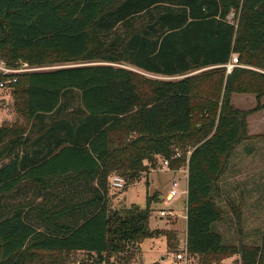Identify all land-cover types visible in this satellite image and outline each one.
I'll return each mask as SVG.
<instances>
[{"label": "trees", "instance_id": "trees-1", "mask_svg": "<svg viewBox=\"0 0 264 264\" xmlns=\"http://www.w3.org/2000/svg\"><path fill=\"white\" fill-rule=\"evenodd\" d=\"M233 54L264 70V0H0V61L63 65L20 74L11 88L25 125L0 126V264L72 253L130 264L146 240L174 238L151 229V196L145 209H114L109 178L148 175L187 142L189 252L264 264V229L259 246L238 251L213 230L223 220L218 181L248 132L230 96H263V74H227ZM120 65L169 80L145 92ZM198 115L207 127H193Z\"/></svg>", "mask_w": 264, "mask_h": 264}, {"label": "rangeland", "instance_id": "rangeland-1", "mask_svg": "<svg viewBox=\"0 0 264 264\" xmlns=\"http://www.w3.org/2000/svg\"><path fill=\"white\" fill-rule=\"evenodd\" d=\"M233 18L234 14L230 15L229 19L232 20ZM55 59V57L50 58L46 64L34 66L33 69L39 67L50 70L63 67ZM120 66L132 72L138 89L145 92L150 87L148 82L155 83L169 80L166 77L151 75L128 65ZM242 68L254 72L258 70L257 73L264 75L262 69L259 70L246 65H242ZM203 71H196L194 75ZM257 82L261 84L263 91V96L259 101L256 93L253 92L254 90L235 93L230 96L231 105L235 109L248 113V132L246 139L229 156L227 169L218 181L219 190L213 196L214 201L223 213V220L215 224L213 230L222 236L225 246L233 247L237 251L243 246H259L264 229V117L261 116L258 121L261 127H250L249 125L251 117L256 119L257 115L264 113V80L259 78ZM10 92V90H4L0 93H2V97H6L10 95ZM235 98H239L241 103L236 104ZM0 119L2 120L1 125L4 126L25 125L24 118L18 114L14 107V101L0 100ZM206 125L205 120L198 115L193 127H207ZM124 138L126 136L121 133H115L112 135V143L114 145L122 143ZM193 145V142H187L183 146H177L175 152H181L186 159L188 153L192 151ZM162 162L163 159H157V168L151 171L153 173L150 176L149 184L146 177L147 173L141 174L137 180L133 181L122 174H113L121 175L126 181V186L121 191L109 187L110 203L114 209L130 208L133 205L145 209L147 197L150 195L151 197H149L153 200L150 207L151 229L175 233V237L172 239L164 236L146 240L145 250L143 251L141 248V255H138L130 264H162L161 257H166V260L163 261L164 264H172L173 254L183 250L187 245L186 227L182 218L187 209V195H183L188 185L187 180H185L187 179V161L181 162V166L175 171L177 176L168 173H174V169L167 171L161 168ZM177 177L182 179L180 195L169 205L164 201V196L172 180ZM169 207L176 210L177 217L170 220L160 219L158 216L159 210ZM48 256H45L44 259L47 260ZM50 259H56L57 264H88L87 257L82 253L52 254ZM199 260L201 264H241L238 254L199 257ZM111 263H115L114 257Z\"/></svg>", "mask_w": 264, "mask_h": 264}, {"label": "built area", "instance_id": "built-area-1", "mask_svg": "<svg viewBox=\"0 0 264 264\" xmlns=\"http://www.w3.org/2000/svg\"><path fill=\"white\" fill-rule=\"evenodd\" d=\"M25 65V64H24ZM22 65L18 68H10L8 67L3 61H0V92L4 90H10L17 83V76L23 73L33 72L37 70H45L43 68H29L28 66L25 67ZM226 68L227 74H230L233 69L236 67H242V65L239 63V59L237 55L233 54L231 57L230 62L224 66ZM11 94V93H10ZM190 153H188L186 159L183 157L181 152L176 151L175 154L171 157V159H163L162 167L163 169L170 171V164L172 160H179V159H185L187 161L190 157ZM177 170H174V172ZM187 175H188V166L186 169ZM178 173V172H177ZM181 177H177L172 180L170 183V187L164 196V201L171 205L174 200L180 195V186H181ZM109 185L112 189L115 190H123L126 186L125 179L120 175H112L109 178ZM177 212L174 208H163L159 210L158 216L160 219H175L177 217ZM198 255L191 254L188 250L187 245L185 248L181 251H178L173 254L172 264H201L199 260Z\"/></svg>", "mask_w": 264, "mask_h": 264}, {"label": "crops", "instance_id": "crops-1", "mask_svg": "<svg viewBox=\"0 0 264 264\" xmlns=\"http://www.w3.org/2000/svg\"><path fill=\"white\" fill-rule=\"evenodd\" d=\"M256 70V69H255ZM258 71V70H257ZM5 100V101H7V102H9V101H13V98H12V95L10 94L9 96H6V97H2V93H0V100ZM233 100V99H232ZM235 102H236V104L238 103H241V100L239 99V98H235ZM235 102H234V104H235ZM258 117L256 118V119H254L253 117H251L250 119H249V125H250V127H261L260 125H259V123H258V121L261 119V116L262 117H264V113H260L259 115H257ZM1 120V119H0ZM1 124H2V120H1ZM254 129V128H253ZM153 172H150L148 175H146V177H147V182H148V184L150 183V176H151V174H152ZM170 175H174V176H177L176 175V172H168ZM184 180V179H183ZM185 180H187V182H188V175H187V179H185ZM184 194H186V195H188V185H187V190L186 191H184L183 192V195ZM150 196V195H149ZM186 207H187V201H186ZM183 219H184V225H185V227H186V234H187V209H186V211H185V215H183V217H182ZM146 242H144V243H142L141 244V248L143 249V251L145 250V248H144V244H145ZM164 259V260H163ZM160 260L162 261V264H164V262L163 261H165L166 260V257H161L160 258Z\"/></svg>", "mask_w": 264, "mask_h": 264}, {"label": "water", "instance_id": "water-1", "mask_svg": "<svg viewBox=\"0 0 264 264\" xmlns=\"http://www.w3.org/2000/svg\"><path fill=\"white\" fill-rule=\"evenodd\" d=\"M24 66H25V67H27V65H26V64H25ZM0 126H1V120H0ZM163 260H164V259H163Z\"/></svg>", "mask_w": 264, "mask_h": 264}]
</instances>
